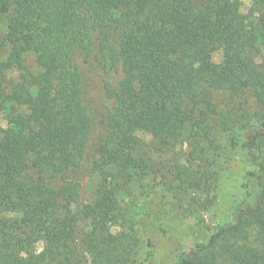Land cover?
Here are the masks:
<instances>
[{
  "label": "trees",
  "instance_id": "1",
  "mask_svg": "<svg viewBox=\"0 0 264 264\" xmlns=\"http://www.w3.org/2000/svg\"><path fill=\"white\" fill-rule=\"evenodd\" d=\"M250 3L0 0V264H129L110 192L147 168L145 136L161 152L187 122L234 133L249 170L230 220L174 264H264V0ZM83 65L108 102L97 123Z\"/></svg>",
  "mask_w": 264,
  "mask_h": 264
},
{
  "label": "rangeland",
  "instance_id": "2",
  "mask_svg": "<svg viewBox=\"0 0 264 264\" xmlns=\"http://www.w3.org/2000/svg\"><path fill=\"white\" fill-rule=\"evenodd\" d=\"M241 1L242 12L251 16L250 0ZM212 60L221 63L222 52H215ZM256 61L264 63V45ZM23 63L29 70H37L31 54ZM78 63L82 66L80 58ZM83 68L89 80L91 116L97 123L108 102L100 76ZM212 100L224 112L233 107L226 94H213ZM244 107L254 109L250 100ZM65 116L70 118L71 111L65 110ZM177 132L174 143L161 152L145 136V146L136 156L147 158V168L110 192L117 200L119 214L112 233L130 238L133 252L129 264L176 263L186 248L207 242L218 225L227 223L235 205L245 197L244 177L249 165L234 133L214 122L206 129L187 122L179 125ZM94 188L95 180L87 178L81 204L90 200ZM35 250L40 252L42 244H35Z\"/></svg>",
  "mask_w": 264,
  "mask_h": 264
}]
</instances>
